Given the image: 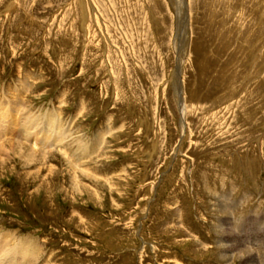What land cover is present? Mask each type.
Returning a JSON list of instances; mask_svg holds the SVG:
<instances>
[{
    "label": "rangeland",
    "instance_id": "rangeland-1",
    "mask_svg": "<svg viewBox=\"0 0 264 264\" xmlns=\"http://www.w3.org/2000/svg\"><path fill=\"white\" fill-rule=\"evenodd\" d=\"M0 139V264H264V0H0Z\"/></svg>",
    "mask_w": 264,
    "mask_h": 264
},
{
    "label": "bare ground",
    "instance_id": "bare-ground-1",
    "mask_svg": "<svg viewBox=\"0 0 264 264\" xmlns=\"http://www.w3.org/2000/svg\"><path fill=\"white\" fill-rule=\"evenodd\" d=\"M22 84V83H21ZM22 86V85H21ZM9 89V88H8ZM11 90V89H10ZM26 90V89H25ZM28 90V89H27ZM7 92V91H6ZM17 92V91H16ZM19 92V91H18ZM12 93V92H11ZM10 93V94H11ZM12 95V94H11ZM6 99V98H5ZM12 99V98H11ZM22 107V106H21ZM23 108V107H22ZM15 109V108H14ZM17 110V109H16ZM15 110V111H16ZM30 110V109H29ZM14 111L12 110V113H13ZM18 112V111H17ZM28 111H24L23 110V113H22V117L20 118V122L22 123L24 120H26V121H24V123H30L31 122V120H28L29 118H35L34 117V115H32L31 113H27ZM55 113L56 112H50L46 117H45V119H46V124L49 126V125H51V126H58V124H59V120H58V118L55 116ZM58 113V112H57ZM14 114V113H13ZM59 114V113H58ZM15 116H16V114H15ZM20 117V116H19ZM5 119H6V117H5ZM17 119V118H16ZM18 120V119H17ZM36 122V121H35ZM60 123H61V121H60ZM24 126H26V125H24ZM62 126V125H61ZM64 126V125H63ZM37 127V126H36ZM60 127V126H59ZM70 127V126H69ZM22 128V127H21ZM24 129H26L25 127H23ZM22 128V129H23ZM28 128V127H27ZM31 128V127H30ZM57 128V127H56ZM60 128H62V127H60ZM68 128V127H67ZM46 129V128H45ZM66 129V128H65ZM62 130V129H61ZM68 130V129H67ZM3 131V130H2ZM31 131V130H30ZM39 131V130H38ZM64 132V131H63ZM61 134H62V132H60ZM59 133V134H60ZM105 133V132H104ZM22 134V131H18V135L20 136ZM32 134H34L33 132H32ZM43 134H45L44 132H43ZM52 134V133H51ZM60 134V135H61ZM72 134V133H71ZM101 135H102V133H100ZM56 135V134H55ZM66 135V134H65ZM104 136V134L101 136V139H102V137ZM28 138V137H27ZM39 138V137H38ZM46 138V136L44 137V139ZM48 138V137H47ZM46 138V139H47ZM57 138H59V137H57ZM63 138V137H62ZM67 138V137H66ZM100 138V137H99ZM36 139V138H35ZM43 138L41 139L42 141H40V143H44V140ZM60 139V138H59ZM70 139V138H69ZM9 140V139H8ZM31 141V140H30ZM37 141H38V139H37ZM71 141V140H70ZM92 141V140H91ZM11 142V141H10ZM18 142V141H17ZM22 142V141H21ZM20 142V143H21ZM24 142V141H23ZM80 142V141H79ZM2 142H1V139H0V150H2V153L4 152H6V153H9V152H11L10 150H15V148H13L12 147V145L13 144H8V145H6V143H8L7 141H6V143L5 144H1ZM62 143V142H61ZM17 144V143H16ZM22 144V143H21ZM25 144V143H24ZM46 144V143H45ZM53 144V143H52ZM59 144V143H58ZM63 144V143H62ZM11 145V146H10ZM15 145V144H14ZM13 145V146H14ZM26 145V144H25ZM55 145V144H54ZM92 145V143L89 145V147ZM32 146H33V144H32ZM49 146V145H48ZM61 146V145H60ZM93 146V145H92ZM27 148V152L26 151H21V153H22V155L23 156H25L26 158L28 157L30 160L32 159V151H34V149L32 150V151H30L29 149H28V145L26 146ZM42 147V146H41ZM64 147V146H63ZM34 148L36 149V146H34ZM61 148V147H60ZM66 148V147H65ZM31 149V148H30ZM52 149V148H51ZM51 149H49L50 151H51ZM85 149V148H84ZM89 149V148H88ZM22 150V149H21ZM60 150V149H59ZM49 151V152H50ZM54 151H56V150H54ZM58 151V150H57ZM56 151V152H57ZM34 152H36V151H34ZM66 152V151H65ZM2 153H0V154H2ZM40 153V152H39ZM57 153H59V152H57ZM68 153V152H67ZM45 154H47V153H45ZM3 155V154H2ZM27 155V156H26ZM42 155V154H41ZM8 156V155H7ZM24 157V158H25ZM71 157V156H70ZM69 157V158H70ZM13 158V157H12ZM27 158V159H28ZM43 158V157H42ZM76 158V157H75ZM0 159H2V158H0ZM35 160V159H34ZM47 161V160H46ZM64 161V160H63ZM3 162V161H2ZM42 163V162H41ZM46 163V162H45ZM86 167V166H85ZM91 170V169H90ZM82 171V170H81ZM47 172V171H46ZM91 172H94V170L93 171H91ZM48 173V172H47ZM86 173V172H85ZM47 175V174H46ZM93 176V175H92ZM41 178H42V176H41ZM75 180V179H74ZM77 183V182H76ZM44 184V183H43ZM76 188V187H75ZM6 235H8V234H6ZM5 235V236H6ZM11 235V234H10ZM10 237V236H9ZM6 238H8V237H6ZM13 238V237H12ZM4 241V240H3ZM11 241V240H10ZM255 241V240H254ZM17 242V241H16ZM15 242V243H16ZM11 243V242H10ZM33 244V243H32ZM8 245V244H7ZM15 245V244H14ZM34 245V244H33ZM234 245V244H233ZM12 247V246H11ZM18 247H22L23 248V246H18ZM25 247V246H24ZM236 247V246H235ZM10 248V247H9ZM249 248V247H248ZM28 249V248H27ZM30 249H32V248H30ZM39 249H40V247H39ZM238 249V248H237ZM253 250V249H252ZM23 251V250H22ZM34 251H35V249H34ZM14 252H15V249H12V248H10V250H8V249H6V248H4L2 245H0V259H1V257L3 256H7L8 254H14ZM26 252H27V250H26ZM25 252V253H26ZM256 252V251H255ZM16 253V252H15ZM33 253V252H32ZM233 253V252H232ZM231 253V254H232ZM254 253V252H253ZM39 254V253H38ZM230 254V255H231ZM235 254V253H234ZM250 254H251V252H250ZM2 255V256H1ZM30 255V254H29ZM38 256V255H37ZM49 256V255H48ZM223 257V256H222ZM232 259V258H231ZM46 260V259H45ZM259 260V259H258ZM44 262V261H43ZM246 262V261H245ZM30 263V262H29ZM28 262L26 263V264H29ZM49 263V262H48ZM175 263V262H174ZM257 263V262H256ZM260 263V262H259ZM31 264V263H30ZM44 264V263H43ZM47 264V263H46ZM247 264V263H246ZM250 264V263H249Z\"/></svg>",
    "mask_w": 264,
    "mask_h": 264
}]
</instances>
